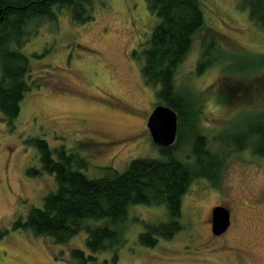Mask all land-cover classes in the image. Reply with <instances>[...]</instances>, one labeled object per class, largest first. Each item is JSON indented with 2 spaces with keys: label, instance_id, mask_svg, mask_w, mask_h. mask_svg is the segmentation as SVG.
Wrapping results in <instances>:
<instances>
[{
  "label": "rangeland",
  "instance_id": "rangeland-1",
  "mask_svg": "<svg viewBox=\"0 0 264 264\" xmlns=\"http://www.w3.org/2000/svg\"><path fill=\"white\" fill-rule=\"evenodd\" d=\"M239 7L240 0L202 2L206 23L176 74L178 87L204 100L200 121L214 151L220 143L215 137L227 132L228 124L232 132H248L249 126L264 122V80L262 88L232 96L225 104L219 101L227 88L220 64L196 73L208 35L229 55L221 61L230 71H237V52L264 53V33ZM93 10L94 19L85 24L60 11L54 21L28 26L32 33L20 51L31 65V90L12 126L0 113V264H80L70 250L87 254L85 230L59 246L48 237L13 229L55 189L49 174L28 176L29 169L40 168L29 139L42 138L52 149L64 146L85 158L88 165L82 172L91 179L104 176L107 167L124 172L133 159L163 157L147 127L159 104L143 82L140 62L132 57L156 18L145 0H93ZM247 72L246 81L253 84L264 76L259 67ZM225 163L216 187L203 179L190 185L181 211L184 229L170 240L159 239L155 247L140 245L138 236L145 224L167 220L165 206H131L127 221L118 227L116 264H264V155L238 151ZM218 206L229 210L231 221L220 237L211 233L210 222ZM112 252L95 254L89 264H112Z\"/></svg>",
  "mask_w": 264,
  "mask_h": 264
},
{
  "label": "trees",
  "instance_id": "trees-1",
  "mask_svg": "<svg viewBox=\"0 0 264 264\" xmlns=\"http://www.w3.org/2000/svg\"><path fill=\"white\" fill-rule=\"evenodd\" d=\"M203 1L145 0L156 24L132 57L140 62L143 82L154 90L157 103L170 108L178 120L173 145L157 146L162 159H133L124 172L107 167L104 176L91 179L82 172L88 165L85 158L68 152L64 146L52 149L42 138L29 139L28 143L37 151L40 168L29 169L28 176L49 174L54 178L55 189L43 198L40 208H32L25 220L16 221L13 229L48 237L59 246L67 245L85 230L87 254L72 248L70 257L80 264H89L96 259L95 254L113 250L112 264H116L118 227L127 221L131 206H165L167 220L145 224L138 236L140 245L155 247L159 239L170 240L184 229L183 198L195 180L203 179L216 187L228 156L238 151H248L253 157L264 155V122L249 126L248 132L240 128L232 132L228 124L227 132H219L215 137L220 143L217 150H212L200 121L203 98L177 85L178 68L206 23ZM240 2V10L247 11L250 22L264 33V0ZM60 11H68L77 24L94 19L93 0H0V113L9 126L20 113L25 94L31 90V65L28 56L20 51L32 33L28 26L36 20L54 21ZM217 47V41L208 35L201 45L196 73L220 64L227 84L220 95L221 103H228L232 96L243 97L251 88H262L260 80L264 76L259 79L260 85L246 81L245 76L257 67L264 71V53L251 56L237 52V71H230V66L221 61L229 55L222 54Z\"/></svg>",
  "mask_w": 264,
  "mask_h": 264
},
{
  "label": "water",
  "instance_id": "water-1",
  "mask_svg": "<svg viewBox=\"0 0 264 264\" xmlns=\"http://www.w3.org/2000/svg\"><path fill=\"white\" fill-rule=\"evenodd\" d=\"M177 116L165 105H157L147 120V127L152 143L158 147L173 145L177 136ZM230 226V212L222 206L215 207L211 212V233L220 236Z\"/></svg>",
  "mask_w": 264,
  "mask_h": 264
},
{
  "label": "flooded vegetation",
  "instance_id": "flooded-vegetation-1",
  "mask_svg": "<svg viewBox=\"0 0 264 264\" xmlns=\"http://www.w3.org/2000/svg\"><path fill=\"white\" fill-rule=\"evenodd\" d=\"M212 212V211H211ZM211 218V217H210ZM210 222H211V220H210ZM230 225H231V221H230ZM229 228H230V226H229ZM229 228H228V230H229ZM220 237V236H219Z\"/></svg>",
  "mask_w": 264,
  "mask_h": 264
}]
</instances>
